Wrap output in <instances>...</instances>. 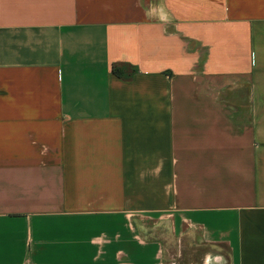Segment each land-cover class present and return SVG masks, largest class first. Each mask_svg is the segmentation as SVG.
I'll list each match as a JSON object with an SVG mask.
<instances>
[{"label":"crops","instance_id":"0c3cea01","mask_svg":"<svg viewBox=\"0 0 264 264\" xmlns=\"http://www.w3.org/2000/svg\"><path fill=\"white\" fill-rule=\"evenodd\" d=\"M0 264H264V0H0Z\"/></svg>","mask_w":264,"mask_h":264},{"label":"trees","instance_id":"16d2710c","mask_svg":"<svg viewBox=\"0 0 264 264\" xmlns=\"http://www.w3.org/2000/svg\"><path fill=\"white\" fill-rule=\"evenodd\" d=\"M116 71V73H118V74H121V73H119V71L118 70H115Z\"/></svg>","mask_w":264,"mask_h":264}]
</instances>
